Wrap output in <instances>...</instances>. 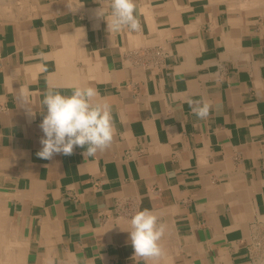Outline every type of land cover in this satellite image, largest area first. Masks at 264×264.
<instances>
[{
	"label": "crops",
	"instance_id": "0c3cea01",
	"mask_svg": "<svg viewBox=\"0 0 264 264\" xmlns=\"http://www.w3.org/2000/svg\"><path fill=\"white\" fill-rule=\"evenodd\" d=\"M2 1L0 264H264V0H135V32L110 0ZM85 85L113 143L39 157L45 94ZM143 209L156 261L129 240Z\"/></svg>",
	"mask_w": 264,
	"mask_h": 264
},
{
	"label": "clouds",
	"instance_id": "9594fccd",
	"mask_svg": "<svg viewBox=\"0 0 264 264\" xmlns=\"http://www.w3.org/2000/svg\"><path fill=\"white\" fill-rule=\"evenodd\" d=\"M135 0H110V16L107 18L110 32L128 29L139 31L140 23L135 15ZM104 16L102 9L97 12ZM93 86H75L70 95L49 91L42 104L43 119L39 127L43 132L42 145L37 155L51 159L55 154L71 155L75 147L85 149L84 155H95L111 146L116 134L112 106L99 98ZM192 113L199 119L209 115L207 101L190 102ZM30 115H34L29 111ZM129 240L134 257L156 261L166 255L161 241L167 225L150 209L139 210L129 219Z\"/></svg>",
	"mask_w": 264,
	"mask_h": 264
},
{
	"label": "bare ground",
	"instance_id": "6f19581e",
	"mask_svg": "<svg viewBox=\"0 0 264 264\" xmlns=\"http://www.w3.org/2000/svg\"><path fill=\"white\" fill-rule=\"evenodd\" d=\"M1 1V0H0ZM0 3H3V1L2 2H0Z\"/></svg>",
	"mask_w": 264,
	"mask_h": 264
}]
</instances>
